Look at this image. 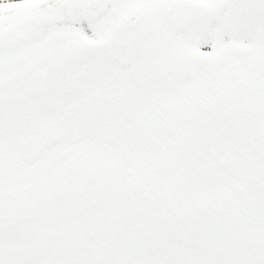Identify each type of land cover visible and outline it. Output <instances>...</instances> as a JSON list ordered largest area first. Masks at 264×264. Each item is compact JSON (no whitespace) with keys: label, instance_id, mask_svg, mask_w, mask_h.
Returning a JSON list of instances; mask_svg holds the SVG:
<instances>
[{"label":"snow or ice","instance_id":"obj_1","mask_svg":"<svg viewBox=\"0 0 264 264\" xmlns=\"http://www.w3.org/2000/svg\"><path fill=\"white\" fill-rule=\"evenodd\" d=\"M0 264H264V0H0Z\"/></svg>","mask_w":264,"mask_h":264}]
</instances>
